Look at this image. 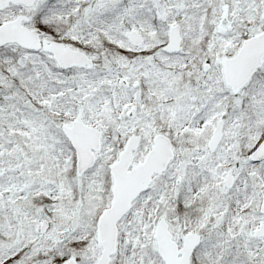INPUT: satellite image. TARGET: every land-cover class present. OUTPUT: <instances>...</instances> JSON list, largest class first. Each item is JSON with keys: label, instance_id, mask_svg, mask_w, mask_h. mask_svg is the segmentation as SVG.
Returning a JSON list of instances; mask_svg holds the SVG:
<instances>
[{"label": "snow or ice", "instance_id": "1", "mask_svg": "<svg viewBox=\"0 0 264 264\" xmlns=\"http://www.w3.org/2000/svg\"><path fill=\"white\" fill-rule=\"evenodd\" d=\"M0 264H264V0H0Z\"/></svg>", "mask_w": 264, "mask_h": 264}]
</instances>
